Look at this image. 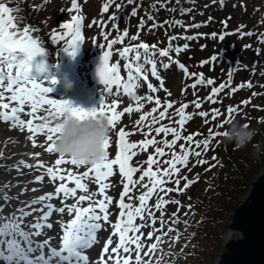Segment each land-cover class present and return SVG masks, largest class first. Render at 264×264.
Instances as JSON below:
<instances>
[{"label": "rangeland", "instance_id": "374dc122", "mask_svg": "<svg viewBox=\"0 0 264 264\" xmlns=\"http://www.w3.org/2000/svg\"><path fill=\"white\" fill-rule=\"evenodd\" d=\"M56 1L58 0H23V3L21 4L18 3V0H0V3H4L8 7L15 9L19 6L22 9V11L19 13H13V15H20L24 17L23 21L19 24L21 29L25 26H35L40 29V31L35 33V35L41 38L42 45L45 47L44 53L39 55L47 64L53 63L60 66L62 65L60 62V52L62 51L63 53V49L68 47V44L63 41H52L50 40V37L54 33L63 32L64 30L60 26L65 22H69L70 17L73 14L82 15L83 20L87 14L85 17V25L87 28L84 27V29L86 28V34H88V47L85 45L83 47L85 56H83L82 60H80V62L83 64L81 66L82 72L84 69L85 71L89 69L93 63H95L96 67L98 68L101 66L103 52L109 51L107 49V43L113 40V38L115 39L113 35L116 32H119V35L122 32L120 30H113L114 24L118 23L119 28L123 27V31L127 30L128 27H131L129 30L132 31V35L138 36L139 42L148 43V41H150L152 38H149L148 34L157 33L156 28L152 23H150L145 29L146 33H148L145 35L143 34L145 31L141 32L143 29L142 23H139V27H136L137 24L135 21L130 24V18L136 17V15H132L133 11L130 10H126L120 14L118 11H116V20L110 21L109 17L112 15H107V13L103 11V5L107 2V0H77V3L80 7L79 13L68 11L71 0H60V2ZM81 1L87 5L83 6L82 4L80 6L79 2ZM157 1L158 0H147L146 3L142 0V6L136 11L137 13L139 12V16L137 17L144 15L146 20L152 21L154 19H158L161 20V22H167L164 24L157 23L159 32L158 38L159 40H162V48L166 47L170 43L169 35L177 37H197L195 39L186 40L181 38L171 41L174 43V46L183 45L185 43L189 45L186 51H183L179 54L172 53V58L178 59L180 61L181 56L186 57L187 53H189L192 55L190 58H192L194 60L193 62H195L193 67L188 68L189 73H202L204 75L205 81L207 79H211L214 81V83L212 85H208L205 82L203 84H197L196 88H193L192 85L196 82V80L199 79V75L193 77L191 75H186L182 71V74H179V77L177 73L179 72V68L176 64H173L171 68L161 71L163 87L160 88L156 93H150L146 87V84L141 81L143 89L147 92L146 95H153L155 98L161 94L160 96L156 97L161 101V105H164L168 102L173 104V108L168 109L170 118L160 121L159 124L151 125L152 131L150 135H148V122L142 125H137V128L133 127V123L139 120L140 115L150 112L153 107H156L155 99L151 104L150 102L141 100L139 103L146 106L142 108L141 112L126 113L124 116H122L118 127L111 132V137L113 141H117V133L119 128L123 127L124 130L128 128L126 133H131V135L126 136V141L129 143H138L142 140L150 138H155L158 142H162L164 139L171 140V135L167 137H165L162 133L157 135L154 129L155 127H159L162 124L168 127H175L179 130L180 126L176 123V121L179 119V116L176 115V109H178L183 104H187L189 107L185 111L191 116V119L188 120L183 126L181 135L182 137H193L194 135L195 138L193 137V140L187 144L181 141V144L185 147L184 151L182 152L178 147L180 146L179 142H177L172 149L165 148V155L162 157H157L158 163L152 165V170L157 171L167 168L168 165H166L164 161L173 159V152L177 153L178 155H183V153L189 149H191L193 153L196 152V142L201 144L202 141H204V138H207L206 140L210 139L209 148L215 147V151H212L211 154L208 153V149H202V155L209 157L210 160L208 163H204L202 167H200V163L197 162L199 159L195 155H189L188 166H179L181 167L179 175L173 177L172 181H168L164 185L165 188H171L173 191H158L156 195H153L147 201L148 207L152 209L156 218V223L153 225L151 218L147 217L150 221V229L149 231L146 230L144 241L145 238H147V233L150 231L152 232V229L158 231L163 237L162 241H164L161 245V251L152 252V257L151 255H147V260H145V262L142 264H148L150 261V264H185V256L188 254H193L196 248L201 249L202 254L205 255V259L210 258L211 256L209 253L213 252L216 248L211 245L210 248L207 247L205 252L204 245H200L198 247L194 246L196 245V242H206V245H208L213 244L212 242L214 241L215 236L217 241L222 238L223 223H220L219 221L216 223V225L213 224V226H215L213 227L215 234L212 238L206 237L203 232H196V230H202V228L205 226V221L202 216L198 218L195 214V211L193 210L195 208L193 202L197 201L200 203H207L210 201L209 197H206L205 199H202V197L214 196L213 194L216 192V187L219 184H222L223 182L228 184L230 181H228L225 177L228 175L233 176L234 174H238V171H236V173L234 172L235 166L239 167L240 170H243L246 168V163H249L250 165H247V167L249 166L251 172L255 173V176L261 169L264 162V145L261 149L259 148V144L262 142L261 138L264 137V39H262V37H264V0H224V3L227 4L226 8L228 10L224 11L221 15H217L215 12L212 13L211 18H208V23L205 26H202L203 24L201 23L192 22L194 23V26L192 27L193 29H186L184 23L181 25L177 24L176 27L178 28H175L173 33H170L167 29L168 23H176L177 21L179 22L180 16L179 18H176L177 15H180L179 13H183V15L191 17L195 16V11L192 8L190 11L185 10V6L191 5V3H189L187 0H179V3H176L175 0H168L166 6L162 5L160 7L155 5ZM136 3L137 2H134V4ZM137 4L139 5V2ZM34 6H38V8ZM136 6L137 5L134 7ZM217 9H219V7ZM194 19L195 18H193V20ZM101 23H103V27L101 26ZM83 25L84 24L81 25V32L83 30ZM205 32L206 35L203 34ZM249 32L254 34L251 36L245 35V33ZM98 33H100V35H98ZM105 33L108 34L107 38H105ZM187 33H192L194 35L189 36L190 34ZM213 33H216L217 35L214 37L212 35ZM128 34L130 36V33ZM141 34L143 35L144 41L141 40ZM220 35H224L223 40L219 39ZM154 40L156 41V37ZM124 41V44L120 43L117 45L119 50L127 46V43L132 44L135 42L130 41L127 38H125ZM82 44L83 42H81L78 47H82ZM148 45H155V42H150ZM95 48H97V50H95ZM89 49H91V51H88ZM257 49H259V51H257ZM156 51L158 52L159 50ZM151 54L152 53L150 51L149 58H151ZM237 55H241L239 56L240 58H237ZM213 56L216 57L215 60H212ZM157 57L158 59H156L159 61L160 57ZM112 59L113 58L110 56V62ZM117 60H119V58L115 59L114 62ZM204 61H208V63H203ZM238 63H244L245 67L241 69V65H238ZM123 64L124 62L121 60L120 67H122V69ZM55 69V71L58 72L59 66ZM121 73L123 74V71H121ZM44 74L49 75L48 72ZM51 77L49 75V77L38 78L39 82H43L45 86L53 88V91L48 94L50 98L57 100H68L73 106H79L82 103L84 97L83 108L85 109L99 107L102 99L104 98L106 99V102L112 99L111 96H107L108 94L101 92L103 88L101 87L100 83L91 82L90 80L87 84L83 83L82 86L78 87L82 88L86 92L84 93V96H71L69 92L66 94V91H63L66 89V83L64 81L61 79H55L56 84L52 85L50 84V81L53 80ZM150 81L154 85L157 84V81L151 77ZM249 82H251L253 85L251 88L247 87ZM221 84H225L227 87H225L215 97L217 101L216 103L209 102L207 98L211 95L212 89L219 88ZM91 85L92 88H95L94 92L88 88H91ZM241 85H243V87H241ZM232 89H236V91L233 92ZM64 95L67 97L64 98ZM121 96L122 103H119L117 109L118 111L123 110V108L125 106H129V104H134L131 106L133 108L136 107V103H134L132 95ZM243 101H249L250 104H246L247 107H245V104L242 103ZM195 102H199L201 107L196 108L194 106ZM229 107H235L238 109V112L232 116L230 123L227 122V109ZM214 109L220 111V115L216 116L215 118H213L212 114ZM160 110H163V108L161 107ZM28 112H30V108L25 107L24 113L21 114V118L25 121L33 118L27 114ZM200 112L208 113V116L203 117L199 115ZM42 115H46V113H43L42 110L38 111L35 114L37 118L34 120V123H45V121L39 119V117ZM163 121L165 123H163ZM234 122L245 123L256 131L253 142L247 147L241 148L240 151H237L238 149L234 146L227 147L232 144L226 139V137L230 127L235 126ZM30 136H32V134L26 129L21 131L17 128H12L8 122L0 120V186H9L10 183H13L12 190L15 192L12 193V195L7 196L9 198L7 199L9 205L5 208L2 207L0 217L10 219L13 215L18 217L20 215V209L27 211V206L29 207V205L27 204L26 206V202L24 200H19L16 192H20L22 195H26L29 198H34L35 196L42 193L41 191L47 195L50 192V185H52V189L55 190V188L60 183V181L53 182L47 173V167H56V165L52 166L51 163L59 158L57 153L47 152V147L51 142L47 140L43 133H38L32 139H29ZM156 146L164 147L163 143H158ZM225 147H227V150H229L231 156L234 158L226 153ZM154 148L155 146H149L146 151L137 150V155L131 159V165L141 169V171L136 172L133 175V180L137 181L138 183L129 186L131 191L124 198L125 203L132 204L133 207L139 206L138 197L147 191L143 185L148 184L151 186V181L148 177H145L143 181H140L139 177L142 175L143 170H147L148 168L146 161L148 160L149 155H155ZM110 149L109 158L114 159L115 153L118 149L111 145ZM216 157L219 158V161L217 162L215 161ZM65 159L70 160L66 157ZM212 163L213 166H210ZM41 164L43 166H38ZM21 165H24V167L21 168ZM89 167L90 165L72 166L67 163L61 164L59 166L60 169H69L73 172H76L77 174L82 173ZM40 176H43L44 179L38 181L37 177ZM215 177L218 179H215ZM251 177L252 178L250 180L253 179V175ZM177 178L180 180V191L175 190L177 185L174 183V180ZM185 178H187V180H185ZM198 179H200V182L209 181L207 182L206 186L204 184L201 186H205L209 190L207 192L204 190H201L200 192L196 191L195 193L192 192L191 198L193 200H190V202L187 204L189 189L191 187L195 188ZM94 180L95 174L90 172L89 178H85V180L82 182L89 185L90 191L98 192V185L94 182ZM126 182L127 181L119 174V166L113 165V175L104 181V183L109 184V188L106 189V195L112 197L113 200V203L109 206V222L104 224V222L101 221V223L104 224V227L97 233L99 243L94 245L92 249L86 250L85 252V254L90 257V264H93V262L99 258L103 244L112 234L111 224L115 223L118 219L120 209L117 205L120 194L124 190V183ZM186 182H190V186L187 188L184 187ZM68 186L74 187V184L68 183ZM85 194L86 193H84L82 190L77 191V196ZM60 198L61 197L53 198L51 200L45 201V203H50L55 207L57 201L60 200ZM101 198L102 197L97 195L93 199L98 200ZM159 198L171 201L169 211L170 213H167L168 216H165L164 213L157 212L156 209L152 208V206H155L156 204L155 201L157 202ZM196 198L198 199L196 200ZM2 201L4 202L5 200L2 199ZM67 201L69 202L64 204L71 205L76 203L75 198H68ZM83 203L89 204L88 201ZM168 205V203L164 205L162 210L167 208ZM79 206L84 207L83 204H80ZM184 206H186L185 209ZM29 208L37 209V211L40 212L38 213L40 214L38 217L39 224L42 225L45 223L46 225V220L41 219L43 215V213L39 210L41 208V204L38 206L31 205ZM183 210L184 212H182ZM180 213L181 215H178ZM185 216H187L188 222L195 219H197L198 222L196 227H189L193 234L186 233L183 237H178L183 230H181L179 227L178 218L181 217V219L184 220ZM205 217L208 218L209 215L205 213ZM72 218L73 215H69L67 210H65V212L62 214L54 211L49 218V221H52L55 226L60 228H56L53 225L50 230V228L46 227V233L49 236L52 235L55 240L60 241L62 234L59 236L57 231H62L63 233V225H66ZM2 222L3 221L0 220V223ZM140 224L142 223H139V225ZM169 229H172V231H169ZM187 229H185V232H187ZM23 230L32 233L31 229L26 225H24ZM114 237L112 236V239ZM113 240L116 241L117 237ZM44 252L45 255H47L48 246L45 247ZM38 254L39 253L37 252L34 255ZM0 264H3V262L0 261ZM133 264H135V261Z\"/></svg>", "mask_w": 264, "mask_h": 264}, {"label": "snow or ice", "instance_id": "6c2138e0", "mask_svg": "<svg viewBox=\"0 0 264 264\" xmlns=\"http://www.w3.org/2000/svg\"><path fill=\"white\" fill-rule=\"evenodd\" d=\"M129 4L134 3V0H127ZM18 3H23V0H18ZM115 5L119 10L123 7L122 4L116 3V0H107L103 5V11L109 12L110 7ZM37 7L38 6H34ZM22 9L11 8L4 3H0V120L8 122L10 127L17 128L21 131L27 130L32 136V139L38 133H43L50 145L47 147V152L53 153L56 139L59 135L60 124L58 121L63 119L65 113L71 114L74 118L83 121L87 118L103 119L106 120L110 129L113 131L118 127L121 117L126 113L141 112L144 107L139 103L141 100L152 102L155 99L156 107H153L150 112L140 115L136 125H142L146 121L149 126V133L151 134V125L159 124L160 121L170 118L168 109L173 108L171 102L161 105L159 98H154L153 95H146L141 97L136 96V107L125 106L123 110L118 111L119 103H122L121 93L132 95L138 92L141 85V81L146 84L150 93H156L163 87V79L161 77V71L171 68L173 64H176L180 70L186 75L193 77L199 75V79L193 83L192 87L196 88L197 84L207 83L212 85L213 80L207 79L205 81L204 75L189 73L187 66L178 59L172 58V53L179 54L186 51L189 47L187 43L183 45L172 46L171 41L177 39H195L197 37H170V43L164 49L156 51V45H148L147 43L140 42L138 44H129L118 52V57L124 60L123 74L121 73V67L119 60L113 63H109L112 51H104L102 56V63L98 69V74L101 78V82L106 85L107 96H111L112 99L106 102V99H102L99 107H93L85 109L79 106H73L70 101L57 100L50 98L48 94L53 91L52 87L45 86L43 82H38L33 75V63L34 58L44 53L45 47L42 45L41 38L35 33H38L40 29L35 26H25L22 29L19 24L23 21L24 17L20 15H13V13H19ZM69 12L79 13L80 7L77 0H71ZM132 15H136V10L133 9ZM110 21L116 20V15L113 14L109 17ZM83 16L80 14H73L70 17L69 22L63 23L60 27L64 30L61 33H54L50 40L63 41L68 44V47L63 50L69 54H75V50L81 43V25ZM143 24V21L141 22ZM179 23L178 21L176 22ZM103 27V23H101ZM155 27V25H153ZM119 25L114 24L113 30H118ZM249 32L245 35H253ZM214 37L216 33L212 34ZM108 34L105 33V38ZM127 38L130 41L138 40V36H129L128 31L124 30L120 33L118 39L111 40L107 43V48L111 50L113 45L117 43H123ZM219 39L223 40L224 35H220ZM264 39V37H262ZM152 53V57L149 58V53ZM259 51V49H257ZM156 56L160 57L157 61ZM216 57L213 56L212 60ZM167 61V62H165ZM203 63H208L204 61ZM39 70H43L42 66H36ZM150 77L157 81L154 85L150 81ZM50 84H56V80L50 81ZM253 85L251 82L247 84V87L251 88ZM227 85L221 84L219 88H213L211 95L207 98L209 102L216 103L215 97L225 88ZM243 87V85H241ZM233 92L236 89H232ZM258 95V94H254ZM7 101V102H5ZM243 104H248L249 101H243ZM194 106L200 108L201 104L195 102ZM25 107L30 108V112L27 114L33 118L27 121L21 118V114L24 113ZM161 107L163 110H160ZM189 107L187 104L181 105L176 109V115L179 119L176 123L180 126L178 130L175 127H168L160 125L155 127L154 131L157 135L164 134L165 137L171 135L172 139H164L162 142H158L155 138L145 139L138 143H129L126 141V136L131 133H126L123 127L119 128L117 133L119 139L113 141L111 135L106 138L103 144V157L99 162L93 163L90 167L80 174L73 172L69 169H60L61 164H70L72 166H87L74 159L66 160L65 157L60 156L56 159L55 169L53 167H47V173L49 178L55 182L60 181L55 188L54 193H48L46 196H41L37 200L29 202V207L35 204H41L39 209L43 215L41 219L48 220L52 213H64L67 210L69 215H73V218L63 225V234L61 236V246L59 249L54 247H48L47 255H45L44 249L49 245V241L45 240L41 243L35 242L32 237L41 234L39 229L42 227L40 224L31 225L36 231L29 233L23 230L21 221L31 215V212L20 209V215L17 217L13 215L10 219L0 217L3 222L0 223V261L3 264H90V257L85 254L86 250H90L94 245L99 243L98 231H100L104 224L109 222V206L113 203L112 197L106 195V189L109 188V184L104 181L113 175V165L119 166V174L127 182L124 183V190L120 194L118 201V208L120 209L118 219L115 223L111 224L112 234L103 244L102 251L99 258L93 262V264H133L132 253H135V264H142L141 262V250L144 247L141 240L143 233L141 229L145 227V224L137 225L135 220L140 218L142 221L149 217L152 224L156 223V218L153 211L147 205V201L153 196L154 193L159 192H172L173 189L165 188L164 185L168 181H172L173 177L179 175L181 167H187L189 163V155H195L200 157L201 151L192 152L191 149L184 152L183 155H178L173 152V159L165 160L164 163L168 165L167 168L162 170L153 171L152 165L158 163L157 157L165 155V148L172 149L177 141L185 139L189 142L193 140L192 136L182 137L181 132L185 123L191 119V116L186 113V109ZM43 111L46 115H42L39 119L45 121V123H34L37 118L35 114L38 111ZM238 112L235 107H229L227 109L228 121L231 122L232 116ZM213 118L220 115V111L213 110ZM199 115L207 117L208 113L200 112ZM158 143H163L164 147L156 146ZM110 145L117 148L115 158L110 159ZM149 146H155V155H149L146 163L148 164L147 170H143L142 175L139 177L140 181H143L145 177H148L151 181V186L144 184L143 187L147 189L146 192L141 194L139 199V206L133 207L132 204L125 203V196L131 191L130 185H135L138 182L133 180V175L136 172L141 171L139 167H133L130 163L132 157L137 155V150L146 151ZM210 146L209 141L205 140L201 145L196 142L195 147L198 149H208ZM183 151L184 145H181ZM56 153V152H55ZM200 164L206 161L198 160ZM38 166H43L38 165ZM95 174L94 182L98 185V192L90 191L89 185L82 182L85 178H89V174ZM166 178V179H165ZM44 177H37V180H43ZM187 180V178H185ZM68 183L74 184V187H69ZM177 185L176 191H180V180L177 178L174 180ZM190 186V182H186L184 187ZM82 190L85 195L77 196V191ZM99 195L101 199L94 200L95 196ZM63 197V206L55 208L50 203L45 201L51 200L57 197ZM68 198H75L76 203L68 205L64 204ZM4 199H9L4 197ZM88 201L87 207H80L83 202ZM171 201L159 198L155 204L157 211L162 210L163 206ZM178 203V202H177ZM2 210V209H0ZM36 211V209H32ZM104 222V224L101 223ZM48 228L52 225L47 224ZM172 231V229H169ZM139 233V234H137ZM112 236L117 237L114 241ZM147 238L151 240L153 238V232L147 233ZM161 237H156V242L148 245V253L156 251V245L160 241ZM38 255H34L35 253Z\"/></svg>", "mask_w": 264, "mask_h": 264}, {"label": "trees", "instance_id": "16d2710c", "mask_svg": "<svg viewBox=\"0 0 264 264\" xmlns=\"http://www.w3.org/2000/svg\"><path fill=\"white\" fill-rule=\"evenodd\" d=\"M143 1H145L147 3V0H143ZM187 1L189 3H191V5H189V6H191L192 9L195 11V16L188 17L187 15H184L182 21H186L189 18H196L197 20L209 18L210 11H214L217 15H221L224 11H226L225 3L222 0H187ZM134 2L138 3V1H136V0ZM175 2L179 3L180 1L175 0ZM116 3H120L123 5V7H121L119 9L120 12H123L124 9H126V8L134 7L135 5H137L135 7V9L138 7L137 3L136 4H134V3L129 4L127 2V0H116ZM162 3H168V0H158L155 5L160 6ZM218 7H219V9H217ZM186 9H190V7H187ZM116 11H118V10L116 9L115 5L113 4L108 13L113 15L116 13ZM205 140H206V138H204V141ZM261 140H262V142L259 144L260 149L264 145V137H262ZM204 141H202L201 145L203 144ZM232 146H234V145H232ZM184 149H185V147H184ZM184 149H183V151H184ZM260 149H259V151H260ZM200 151H202V148L200 149ZM237 151H240V149H238ZM181 152H182V150H181ZM227 152L231 156L229 150H227ZM236 153L239 154L238 152H236ZM231 157H233V156H231ZM238 157H239V155H238ZM200 158H201V160L206 161L205 163H208L210 161L209 157H207V156L201 155ZM215 161L216 162L219 161V158L216 157ZM219 165H220V162H219ZM247 165H250V164L246 163V168L243 170H240L239 167L235 166L234 172L236 173V171H238V174L237 175L234 174L233 176L232 175L226 176L225 178H227V180L230 181L228 184H226L225 182H223L222 184H219L216 187V192L213 194L214 196L202 197V199L209 197L210 201H208L207 203H200L197 201L193 202L194 206H195V208L193 209L195 211V214L197 215L198 218H200L202 216V218L205 221V226L202 228V230L201 231L196 230V232H200V233L203 232V234H205V236L208 238H212L214 236L215 233H214L213 227H215V226H213V224L216 225V223H218V221L220 223H223L225 217L227 216V214L231 210V208H232L233 204L235 203V201L237 200V198L246 192V190L248 188V184L250 182V179L252 178L251 176L252 175L254 176V174H255V173L251 172L249 166L247 167ZM210 166H213V163ZM215 179H218V178L215 177ZM199 180L200 179L197 180V185L195 186V188L191 187L189 189L187 204L190 202V200H193L191 198L192 192L193 193H195L196 191L200 192L201 190H204L205 192H207L209 190L205 187L207 182H209V181L200 182ZM203 184L205 186L201 187ZM0 193H1V189H0ZM153 195H156V193H154ZM197 199L198 198H196V200ZM202 202H203V200H202ZM155 203H157V202L155 201ZM168 204L169 205L167 208H164L163 210H160L157 212L164 213L165 216H168L167 213H170L169 211H170V206H171L170 202ZM0 206H3V204L1 203V200H0ZM152 208L155 209V206H152ZM185 208H186V206H184V209ZM182 212H184V210ZM203 212H204V214H203ZM181 213L178 215H181ZM205 213L209 215L208 218L205 217ZM183 214H185V213H183ZM186 215H187V213H186ZM178 219H179V221H178L179 227L181 230L183 229L182 233L178 237H183L186 233L187 234L188 233L193 234L192 230H190L189 227H196L198 220L194 218L195 220L188 222L187 216H185L184 220H182L181 217H179ZM210 224H211V226H210ZM187 227H188V229H187ZM185 229H187V232H185ZM152 232H153V238L151 240H149L148 238H145L146 242L144 241V238L141 240L142 245H144V247L141 250V253L142 252L148 253L149 250H148L147 246L156 242L157 236L161 237V239L156 245L157 249L155 252L161 251V245H162V242L164 241V240L162 241L163 237L160 235V233L158 231H156L154 229H152ZM212 243L213 244L206 245V242H204V243L196 242V245H194V246L198 247L200 245H204L205 246V252H206L207 247L210 248L211 245H213V247H216V248L213 252L209 253V255L211 257L207 258V259H205V255L202 254L201 249L196 248V250L194 251L193 254H188L185 256V260H186L185 264H213V261L216 257V253L219 250L220 245L222 243V239L217 241L216 236H215L214 241ZM164 244H165V242H164ZM180 244H181V241H180ZM151 257H152V255H151ZM133 259H135V254L133 255Z\"/></svg>", "mask_w": 264, "mask_h": 264}, {"label": "water", "instance_id": "95a60500", "mask_svg": "<svg viewBox=\"0 0 264 264\" xmlns=\"http://www.w3.org/2000/svg\"><path fill=\"white\" fill-rule=\"evenodd\" d=\"M214 264H264V164L225 219Z\"/></svg>", "mask_w": 264, "mask_h": 264}, {"label": "clouds", "instance_id": "9594fccd", "mask_svg": "<svg viewBox=\"0 0 264 264\" xmlns=\"http://www.w3.org/2000/svg\"><path fill=\"white\" fill-rule=\"evenodd\" d=\"M65 87L71 88L72 85L66 83ZM58 123L60 131L54 146L58 155L84 165L100 161L103 157V141L112 132L106 120L87 118L80 121L65 113ZM234 125L230 127L226 139L237 149L247 147L253 142L256 131L245 123L234 122Z\"/></svg>", "mask_w": 264, "mask_h": 264}]
</instances>
